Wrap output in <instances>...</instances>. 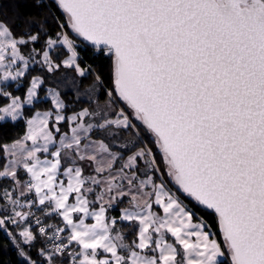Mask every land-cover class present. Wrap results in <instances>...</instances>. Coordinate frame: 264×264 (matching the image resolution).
<instances>
[{"label": "snow or ice", "instance_id": "obj_1", "mask_svg": "<svg viewBox=\"0 0 264 264\" xmlns=\"http://www.w3.org/2000/svg\"><path fill=\"white\" fill-rule=\"evenodd\" d=\"M56 2L76 37L110 56L112 87L101 102L102 75L81 66L65 25L37 50L29 46L47 34L46 18L28 20L19 35L0 20V85L19 84L30 62L95 77L84 92L89 107L65 115L49 89L54 110L36 112L22 136L0 143V181L11 182L0 184V231L19 255L28 260L21 245L43 238L45 264H221L225 248L231 264H264V0ZM57 48L67 51L59 62ZM44 82L33 76L24 100L0 87L10 101L0 127L18 121ZM133 117L155 138L177 190L215 214L224 247L156 177L143 140L124 139L138 136ZM53 217L59 223L45 224Z\"/></svg>", "mask_w": 264, "mask_h": 264}, {"label": "trees", "instance_id": "obj_2", "mask_svg": "<svg viewBox=\"0 0 264 264\" xmlns=\"http://www.w3.org/2000/svg\"><path fill=\"white\" fill-rule=\"evenodd\" d=\"M46 18V29L47 34L41 35L40 40L33 46L37 50H41L44 40L51 36L55 38L56 33L61 31L60 24L65 25L63 28L69 36L74 39L77 44V51L80 54L79 62L81 66L91 65L94 72L100 73L103 79V86L100 88L98 86L96 95L101 97V102L106 99V91L112 87L111 84V71H112V60L110 56L103 55L99 52H95L94 47L86 41H83L82 38L76 37V35L71 31L70 27L66 26V17L61 9H59L58 4L55 0H42V2L37 5L36 0H0V20L7 21L10 26L13 28V31L19 35L25 28H27L28 20L42 21ZM32 29H36V25H32ZM27 49V48H24ZM26 51V50H25ZM53 59L59 62L61 59L66 58L67 51L63 48H57L52 53ZM62 71L65 72L66 76L62 74L60 78H56L54 73H47V71L39 64L33 65L29 68L28 73L24 78H21L19 84L17 82H10L8 85L4 86V90H10L13 95L24 94L29 86V82L33 76L38 74L44 77V84L39 88V99L36 100L32 105H26L23 108V116L18 119L16 122L5 121L3 126L0 127V143H8L12 141L14 138L20 137L26 131L27 125L26 120L31 117L38 110H47L52 109V100L45 98L44 96L48 93L47 84L51 83V81L56 79L59 82V85L63 88H66V92L63 94V99H67V101H76L77 104L67 105L66 112H74L78 111L83 107H89V104L84 102V92L91 84L93 83L95 77L90 75L88 78L83 79L81 81L80 78L76 77V74L70 69L61 68ZM60 69V70H61ZM59 71V70H58ZM57 71V72H58ZM62 71H59L62 72ZM72 71V73L70 72ZM72 78H71V76ZM76 77V83L73 84L77 87L78 85V93L69 90L70 80ZM68 87V88H67ZM75 95H79L81 99L78 101ZM8 100L0 98V103H5ZM120 107L125 108L127 112L130 113L131 110L127 109V106L123 104V102L118 101ZM133 119V123L137 125L139 136H134L136 139H142L146 143H148L154 151L155 158L161 168L163 173L164 182L171 188L176 194L190 207H193L197 214L204 219H206L210 224H212V232L215 234L217 240L221 243L222 247H224L223 239L218 231V228L215 224V214L206 210L202 207L195 205L190 199L186 198L184 194H181L176 186L174 185L171 178L167 175V165L164 162L163 155L159 152L158 147L155 144V138L151 135V133L147 132L144 126L139 122ZM124 135L133 136L131 133H126ZM141 135V136H140ZM147 144V145H148ZM142 145V144H141ZM5 161L0 159V166ZM158 179L159 176L157 173L155 174ZM0 184H3L6 187H11L10 181H0ZM124 204L119 205V208H122ZM119 211L118 208L110 210V215L118 216ZM39 215V213H37ZM45 224H56L59 223L56 217L51 219H47L44 221ZM9 227H12L11 225ZM35 225L33 224V228L35 229ZM18 232L19 229H16ZM127 228H125V232H127ZM66 235V233L64 234ZM132 237L129 236V239ZM26 253H28L29 259L26 260L25 257L19 255V250L16 248L14 244L11 243L9 237H7L2 231H0V264H30V261H36V264H45V257L40 254L41 249L50 247V244L46 242L43 238H38L33 246L29 245H21ZM225 257L227 260H222L221 264H230L229 255L227 254V249L225 248Z\"/></svg>", "mask_w": 264, "mask_h": 264}, {"label": "rangeland", "instance_id": "obj_3", "mask_svg": "<svg viewBox=\"0 0 264 264\" xmlns=\"http://www.w3.org/2000/svg\"><path fill=\"white\" fill-rule=\"evenodd\" d=\"M60 25H62V24H60ZM63 31H65L64 29H63ZM66 32V31H65ZM71 38V37H70ZM26 50V51H25ZM76 50H77V44H76ZM22 51L24 52V54L25 55H27V52H28V48L27 49H22ZM78 52V51H77ZM79 54V53H78ZM79 57H80V54H79ZM35 59L38 61V60H40L41 59V57L40 56H36L35 57ZM36 63H31L30 62V65H29V68H31L33 65H35ZM59 71H62V69L61 70H59ZM59 71L58 72H55L54 74H55V77L56 78H60L61 76H62V74H64V76H66V73L65 72H68V71H62V72H60L59 73ZM71 73H72V71H70ZM39 76H41L42 78H44L42 75H40V74H38ZM38 75H36V76H38ZM71 76V75H70ZM71 78H72V76H71ZM55 81H57L56 79L54 80H52L51 81V83H48L47 84V89H48V93L44 96L45 98H48V99H51L52 100V97H51V95L49 94V89H55L56 91H58L61 95H60V99H62L63 101H64V99H63V94L66 92V88H63V87H61L60 85H59V82H61V81H59V82H55ZM10 82H13V81H8V82H5L3 85H0V87H4V86H6V85H8ZM15 82V81H14ZM71 82H72V80H70V87H69V90H72L73 92H75V93H78V89H77V87L76 86H74L73 85V83L71 84ZM30 86V85H29ZM42 86V85H41ZM40 86V87H41ZM39 87V88H40ZM28 88V87H27ZM39 88L37 89V98L33 101V103L36 101V100H38L40 97H39V95H38V93H39ZM68 88V87H67ZM6 91H8V92H10L11 93V91L10 90H6ZM13 95V94H12ZM14 96H20L21 97V99L22 100H24L25 98H26V96H27V90H26V92L24 93V94H19V95H14ZM76 97L78 96V95H75ZM8 102H10L9 100L7 101V102H5V103H0V106H4L6 103H8ZM65 104L66 105H71V104H74V105H76L77 104V102L76 101H67V99H65ZM32 103V104H33ZM31 104V105H32ZM26 105H28V104H25L24 106H26ZM48 110H50V109H47V110H38V111H36V112H44V111H48ZM52 110H54L53 108H52ZM65 110H66V108H65ZM64 110V114L65 115H71L73 112H66ZM35 112V113H36ZM35 113L32 115V116H34L35 115ZM23 116V110H22V115H21V117ZM31 116V117H32ZM20 117V118H21ZM31 117H29L28 119H30ZM60 128H61V133H63V132H66V131H68V126H67V124H61L60 125ZM138 134H139V132H138ZM123 135V134H122ZM124 136V135H123ZM139 136V135H138ZM141 136V135H140ZM59 138V134H57V139ZM148 143H146L145 141H143V143H142V145L141 146H147L148 148H150L151 150H152V154H153V156L155 157V154H154V151H153V149L151 148V146L148 144ZM156 159V158H155ZM157 161V160H156ZM157 166H158V168H159V172H157V175L159 176V178H162V179H164L163 177V173H162V171H161V168H160V166H159V164H158V162H157ZM9 187V186H8ZM227 260V257H224V260Z\"/></svg>", "mask_w": 264, "mask_h": 264}, {"label": "crops", "instance_id": "obj_4", "mask_svg": "<svg viewBox=\"0 0 264 264\" xmlns=\"http://www.w3.org/2000/svg\"><path fill=\"white\" fill-rule=\"evenodd\" d=\"M124 135V134H123ZM124 139L126 140V141H128V140H137L136 139V137H134V136H128V135H124ZM141 146V145H140ZM169 187V186H168ZM173 191V190H172ZM173 192H175V191H173ZM176 193V192H175ZM177 195V194H176ZM178 196V195H177ZM182 200V199H181ZM127 206V204L126 203H124V206L123 207H126ZM122 207V208H123ZM88 222H91V221H88ZM214 238H216L215 236H214ZM217 239V238H216ZM219 242V241H218ZM225 257V256H224ZM224 257H221L220 258V260L222 261V260H224Z\"/></svg>", "mask_w": 264, "mask_h": 264}, {"label": "water", "instance_id": "obj_5", "mask_svg": "<svg viewBox=\"0 0 264 264\" xmlns=\"http://www.w3.org/2000/svg\"><path fill=\"white\" fill-rule=\"evenodd\" d=\"M56 1V0H55ZM71 29V28H70ZM72 31V30H71ZM159 149V148H158ZM159 152H160V150H159ZM161 153V152H160ZM162 154V153H161ZM163 155V154H162ZM175 185V184H174ZM176 186V185H175ZM176 188L178 189V186H176ZM180 192V191H179ZM181 194H183L182 192H180ZM211 211V210H210ZM221 234V233H220ZM221 236H222V234H221ZM222 239H223V236H222ZM229 259H230V256H229ZM230 264H231V261H230Z\"/></svg>", "mask_w": 264, "mask_h": 264}]
</instances>
